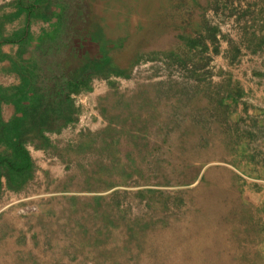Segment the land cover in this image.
I'll list each match as a JSON object with an SVG mask.
<instances>
[{"label": "trees", "instance_id": "1", "mask_svg": "<svg viewBox=\"0 0 264 264\" xmlns=\"http://www.w3.org/2000/svg\"><path fill=\"white\" fill-rule=\"evenodd\" d=\"M211 1L197 4V31L165 35L123 66L115 63L125 41L113 49L100 45L98 56L83 53L81 43L92 36L81 31L68 0L0 5V67L16 77L0 85V206L9 193L25 194L39 171L47 174L32 150L63 162L74 156L81 170L70 180L71 191L89 194L76 207L81 228L65 227L66 216L62 227L53 225L52 211L45 213L41 225L34 220L21 230L0 264H256L262 219L245 201L239 176L223 165L236 166L233 115L241 91L230 78L214 83L201 73L223 53V42L229 64L243 50L264 46V7L239 4L234 40L206 20ZM19 19L22 26L8 32ZM39 24L37 35L32 28ZM146 61L182 67L196 86L168 76L121 89L114 79H133ZM97 81L109 88L99 98L105 125L83 130L75 145L61 148L52 136L79 122L75 99L93 92ZM5 105L13 108L8 120Z\"/></svg>", "mask_w": 264, "mask_h": 264}, {"label": "rangeland", "instance_id": "2", "mask_svg": "<svg viewBox=\"0 0 264 264\" xmlns=\"http://www.w3.org/2000/svg\"><path fill=\"white\" fill-rule=\"evenodd\" d=\"M10 1L0 0V5ZM202 1L68 0L71 4L70 10L76 13L74 18L77 20L81 18V31L85 35L92 36L81 43L83 53L92 57L98 56L100 45H108V49H113L116 43L125 41L127 47L119 54L115 63L121 66L126 65L133 57L151 50L155 40L165 35L183 33L182 35L188 36L197 31L200 24L197 18L199 11L197 4ZM214 2L215 0L211 1L208 6L209 9L205 13L206 20L213 25H219L224 34H228L234 40L239 39V26L235 23L241 12L239 4L241 3L243 7L247 4H257L259 5L257 9L264 7V0H216L217 5H213ZM77 20H75L76 23L79 22ZM22 22L23 19H19L8 24V32L20 28ZM42 25H34L33 32L38 35ZM227 48V43L223 42L221 47L223 53L215 56L210 66L201 74L205 81L214 83L230 78L236 83L237 90L241 91L233 115V121L237 123L239 130L238 143L233 146L235 151L237 150L236 166L223 165L231 168L239 176L245 201L256 209L257 219H262L260 224L263 230L257 247L256 264H264V46L257 48L256 52L253 49L243 50L240 60L232 64L226 62L223 56ZM4 49L9 50L8 47ZM188 72L182 67L169 69L165 62L146 61L135 69L133 79L115 78L114 80L121 89H129L139 80L166 81L168 76H172L182 82V85L190 84L189 87H194L195 84L184 79L188 76ZM8 82L7 76L2 73L0 67V85L8 84ZM108 90L105 81H97L93 92L76 97V106L81 109L79 122L65 129L61 135L52 136L54 141L60 142L61 148H66L69 144L75 145L73 142L83 130L96 131L105 125L99 113L101 111L99 98L107 94ZM11 113L4 110L7 118ZM33 156L40 170L47 171V174L39 171L36 181L25 191V194L9 193L5 196L3 204L1 203L0 261L5 257L3 253L5 250L9 254L10 246L12 242L17 241L21 230L25 226L32 225L34 220L41 225L42 216L45 213L49 215L52 211L53 217H50V223L53 225L62 227L64 216H66L65 227L72 232L79 225L81 228V210L76 207L81 204V196H89V194L71 191L73 182L70 181L74 178L73 174L81 170V165L77 163L74 156H66V162L52 153L47 154L43 151H34ZM69 162L72 164L70 167ZM217 164L220 163H211L205 169ZM198 182L191 187L196 186ZM64 197L79 199L63 203L54 201V198ZM4 213L6 216H3ZM79 236L81 238V230ZM3 237H6L3 240L4 243L8 241L9 243H2ZM14 249L17 253V246ZM69 262L80 264L73 260Z\"/></svg>", "mask_w": 264, "mask_h": 264}, {"label": "crops", "instance_id": "3", "mask_svg": "<svg viewBox=\"0 0 264 264\" xmlns=\"http://www.w3.org/2000/svg\"><path fill=\"white\" fill-rule=\"evenodd\" d=\"M7 47L9 48V50H7V51H6V49H4V50H5L6 52H10V49H11V48H10L9 46H7ZM5 48H6V47H5ZM5 76H7V79H8L9 82H8V84L5 83L3 86H10V85H12V84L16 81V77H15L14 75H12V74H11V75H10V74H9V75H5ZM10 109H11V110H10ZM4 110H6V111L8 110L9 113L12 112V113L10 114L9 118H7V117L5 116V114H4ZM3 115H4V118H5L6 120L10 119L11 116L13 115V108H12L11 106H6V105H5V106L3 107ZM33 152H34V150H32V155H33ZM35 152H40V151H35ZM33 157H34V156H33ZM34 159H35V158H34Z\"/></svg>", "mask_w": 264, "mask_h": 264}, {"label": "water", "instance_id": "4", "mask_svg": "<svg viewBox=\"0 0 264 264\" xmlns=\"http://www.w3.org/2000/svg\"><path fill=\"white\" fill-rule=\"evenodd\" d=\"M209 166V165H208ZM198 182V181H197Z\"/></svg>", "mask_w": 264, "mask_h": 264}]
</instances>
